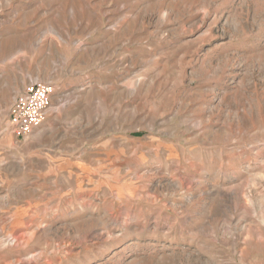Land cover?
<instances>
[{
	"label": "rangeland",
	"instance_id": "obj_1",
	"mask_svg": "<svg viewBox=\"0 0 264 264\" xmlns=\"http://www.w3.org/2000/svg\"><path fill=\"white\" fill-rule=\"evenodd\" d=\"M0 264H264V0H0Z\"/></svg>",
	"mask_w": 264,
	"mask_h": 264
},
{
	"label": "built area",
	"instance_id": "obj_2",
	"mask_svg": "<svg viewBox=\"0 0 264 264\" xmlns=\"http://www.w3.org/2000/svg\"><path fill=\"white\" fill-rule=\"evenodd\" d=\"M53 97V86L39 82L15 100L9 110V123L17 138L25 139L44 125Z\"/></svg>",
	"mask_w": 264,
	"mask_h": 264
},
{
	"label": "crops",
	"instance_id": "obj_3",
	"mask_svg": "<svg viewBox=\"0 0 264 264\" xmlns=\"http://www.w3.org/2000/svg\"><path fill=\"white\" fill-rule=\"evenodd\" d=\"M49 118H50V116H49V114H48V116H47V120H48ZM47 120H46V122H47ZM46 122H45V123H46ZM45 123H44V124H45Z\"/></svg>",
	"mask_w": 264,
	"mask_h": 264
}]
</instances>
